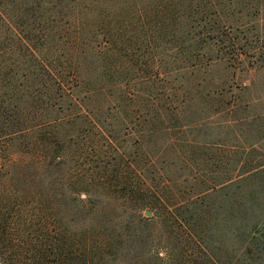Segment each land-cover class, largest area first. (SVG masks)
Returning <instances> with one entry per match:
<instances>
[{
    "label": "trees",
    "instance_id": "obj_1",
    "mask_svg": "<svg viewBox=\"0 0 264 264\" xmlns=\"http://www.w3.org/2000/svg\"><path fill=\"white\" fill-rule=\"evenodd\" d=\"M263 15L264 0H0V264H184L168 221L209 263L228 264L213 246L231 238L258 261L248 248L264 227V153L234 177L217 163L168 203L164 189L181 183L166 179L158 146L178 115L169 101L166 116L145 109L152 81L134 73L156 70L179 96L190 70L263 72L264 45L248 48L241 32ZM241 101L227 112L249 115L233 123L264 143V98Z\"/></svg>",
    "mask_w": 264,
    "mask_h": 264
},
{
    "label": "rangeland",
    "instance_id": "obj_2",
    "mask_svg": "<svg viewBox=\"0 0 264 264\" xmlns=\"http://www.w3.org/2000/svg\"><path fill=\"white\" fill-rule=\"evenodd\" d=\"M258 26L257 30L253 26L248 28L250 30H241L243 42L248 48L253 43L264 45V39H260L257 34L264 31V19L260 20ZM141 67L142 63L135 67L134 77L143 82L152 81V84L145 87L146 90L142 96L144 102L146 105L149 103L152 105L154 100L157 101L155 108L149 106L145 109L156 112L159 116L161 114L166 116L165 103L169 101L174 103L171 106L172 111L174 115H178L179 120L169 135L163 132L160 134L158 146V150L164 151L162 166L165 169L166 179H176L181 183L180 187L171 186L164 189V197L169 201L168 203L174 204L193 196L189 188L193 177L210 181L217 175L215 171L217 163L222 164L219 173L223 177H234L241 173L234 172L232 170L235 169L234 167L239 166L246 159L256 158L264 153V143H261L258 134L233 123L239 117L248 116L249 113L235 115L227 112L230 103L238 98L244 102L264 98V71L255 72L250 65L241 70L224 63L204 66L194 72L190 70L185 75L188 83L181 91L187 90V92L176 96V94L169 95V87L163 74L156 77V70ZM251 85L254 86L253 91L240 97V89ZM221 87H225L228 91L225 99L214 93L215 89ZM241 102L245 105L243 101ZM177 107H181L182 111L177 110ZM235 117L238 118L235 119ZM169 143L171 144L167 149ZM229 162L232 165L229 166V171L225 172L228 167L224 165ZM243 192L246 190L243 189ZM258 195L260 199L258 203L261 204L264 202V193L260 192ZM261 212L264 213L263 209ZM145 216L152 217L155 221V213L147 212ZM171 223L172 221H168L163 226V231L167 241L174 245L176 249L174 253L178 252L179 260L184 264H186L185 261L189 264H212L206 261L203 253L196 248L197 245L189 241L184 229L178 226L175 229ZM256 230L258 231L254 239L250 241L248 249H251L253 256L259 257L258 261L254 262L250 256L241 253L247 247L246 242L237 238H231L227 245L221 243L222 240H218L213 246L215 253L218 257L225 258L228 264H264V227Z\"/></svg>",
    "mask_w": 264,
    "mask_h": 264
}]
</instances>
